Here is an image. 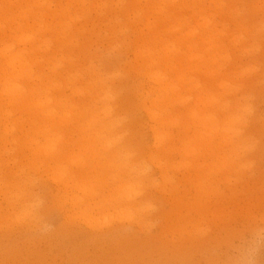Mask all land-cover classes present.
I'll return each instance as SVG.
<instances>
[{"label":"rangeland","instance_id":"obj_1","mask_svg":"<svg viewBox=\"0 0 264 264\" xmlns=\"http://www.w3.org/2000/svg\"><path fill=\"white\" fill-rule=\"evenodd\" d=\"M165 4L155 9L149 0H0V264H240L249 251L255 252L254 264H264V35L259 49L247 47L246 53L220 44L217 53L236 59L240 74L247 72L243 79L226 77V87L211 80L208 92L230 105L217 126L227 120L239 146L228 143L196 160L176 142L186 111L177 106V94L168 95L181 77L168 51L181 38L175 25L182 16H172L175 2ZM245 14L264 19L262 10ZM22 17L38 19L32 28L44 27L41 49L31 56L41 85L24 84L26 93L15 100L5 89L18 82L9 62L28 31H17ZM229 28L242 36L238 27ZM156 73L164 77L161 85ZM240 80L247 94L237 98ZM46 98L61 109L56 119L37 105ZM115 105L123 128L107 137L118 145L95 159L94 130H85L90 110L101 114ZM159 109L157 122L152 115ZM233 115L239 119L232 121ZM71 119L75 131L65 123ZM246 125L254 128L249 138H235L234 130ZM126 164L138 171L135 180ZM117 175L122 183L104 187ZM129 183L145 193L135 207L120 194L117 209L112 200L89 206Z\"/></svg>","mask_w":264,"mask_h":264},{"label":"bare ground","instance_id":"obj_2","mask_svg":"<svg viewBox=\"0 0 264 264\" xmlns=\"http://www.w3.org/2000/svg\"><path fill=\"white\" fill-rule=\"evenodd\" d=\"M149 1L150 6L155 9L165 8L166 6V0ZM170 1L175 2L173 5L174 13L172 16L176 18L178 16H182L180 20L178 19L175 25V30L180 33L181 38L178 40V42L173 44L174 49L172 51H168L171 52V55H173L171 60H173L176 65H180L177 71L181 74V77L178 81V84L176 85L179 87H174L171 89L168 92V95L177 94V106L186 111L184 120L185 124L182 127H179L176 133V142H182L183 144L187 145L188 154L197 160L203 153L204 155H213L216 153V149L218 147H224V145H227L228 143H235V141L228 134L231 130L226 124L227 120H225V125L221 127L217 126V123L222 122L225 119V114L229 113L230 105L220 104L219 102H216L217 99L211 98V96L208 94L210 89L209 86L211 84L210 81L214 79L218 81L219 79L220 81L218 82H220L222 86L226 87L229 85L228 82L224 81L226 77H228V81H231L235 77L242 78V76H245V73L247 72H244V74L242 72V74H240V72H238L236 69V66L238 65L236 59L231 58L230 55L226 57L224 56V53L217 52L218 48H220V44L226 42L235 44L238 46V50L244 53L248 51L247 47H252L253 51L259 49V47H256V45L258 44V39L262 38L264 35V19H250L251 15L245 14V9L250 12L262 10V13L264 14V0H256L254 2L255 5H246L244 2L240 4L239 0ZM213 7L217 8L215 10L217 16L215 17L211 15ZM231 8L233 14H228V11ZM187 10L190 11L186 12ZM163 15H165V13H163ZM171 19L172 18H164L163 21L166 23ZM37 20V18L34 19L30 17H22L17 21V31H28L27 34L21 35L16 41L18 46L22 47L18 48L20 52L19 55L11 59L9 62V67L13 69V73L16 75L18 82L12 88L5 89V91L6 93H13L14 96H17L16 98H13L15 100L23 98L24 94L26 93L27 90L23 89L24 84L28 85V83H32V85L35 86L41 85L37 84L38 74L37 69L35 68L36 59L31 57L33 53H37V51L41 49L39 45L41 41L38 39V37L40 35V29L44 27L41 26L37 29L32 28L34 26L33 24H35ZM192 22L196 23L194 29L191 28ZM24 24L27 25V29H24ZM230 26L238 27L242 36L238 38L235 36V34H232V29L229 28ZM154 29L156 28H153V30ZM170 32L171 29L166 31V34H169ZM183 48H187V53H183ZM13 49L14 47L9 48L7 51H5L3 56L6 58L8 55L7 52L12 51ZM167 58L170 60V56ZM202 73L207 75L208 80L202 81L200 77ZM153 78L157 85H161L162 80L164 79V77H162L159 73L154 74ZM249 83H251V81ZM242 85L243 82L240 80L235 89L236 92L233 93V95L237 98L240 96V94L242 96L247 94V92H241L242 90L240 88ZM36 90L37 89H34L32 96L37 92ZM77 93H79V91ZM108 98H110V96H108L106 99ZM165 101L167 100L163 99L161 101L162 106H164ZM37 105L44 109V115L48 119H56L58 113L61 110L59 107H54L50 98L38 100ZM115 110H117L116 105L115 107L111 106V109L104 110L101 114H97L95 109L90 110L89 115L91 116V121L85 130L89 131L91 128L94 130L90 142L92 143L91 147L95 150V153L93 154V158L95 159L101 158L103 155H111L110 152L114 151L118 145V141L110 143L107 137L109 133L123 128L122 121L117 119V112H115ZM160 112L161 110L159 109L158 112L154 113L152 115V119L157 122L160 121L162 118ZM238 119V115H233L231 118L232 121ZM70 121H72V119L65 121V123H70L69 129L71 131H75L77 129V125L72 124ZM254 122L255 121L251 122V124L253 125ZM250 128L251 125L249 127L246 125L242 129H235L233 132L236 134L235 138H239L242 141L247 140L249 138L248 135L250 134V131L254 129ZM47 129L48 126L46 130ZM129 132L130 130H128V128L122 130V133H126L125 137ZM200 134L203 137H201ZM160 136L161 137H156V139H158L157 142L162 143L164 141V136L162 134ZM201 140L203 141L201 142ZM83 141L84 139L82 138L81 142ZM176 145L177 143L175 146ZM235 145L236 146H234V150L239 146V144L235 143ZM132 156H136V151H132ZM224 159L227 160L228 156L225 155ZM82 164L88 165V163ZM126 166H128V175L132 174V179L135 180L138 171H135V167H132L129 164H126L124 167ZM211 167H219V163H213L211 164ZM120 169L122 170L123 167H120ZM141 173L146 174L144 171ZM148 174L151 175L150 173ZM122 177L123 175H117L114 178H111L109 181H105L104 187H107L110 190V187L116 181L119 183L123 182L121 179ZM97 181H103V179H97ZM118 194H120V198L123 201L131 204L133 203L131 207H135L134 202L139 203L140 199L145 196L143 189L136 190L135 184L129 183L127 185L120 186L118 189H112L110 193L111 198H108L106 195H104V200L100 202H97L100 198H93L89 206L94 207L97 204L104 203L106 205L112 200L116 203L114 208L117 209L119 208L117 205L120 204L117 202Z\"/></svg>","mask_w":264,"mask_h":264},{"label":"clouds","instance_id":"obj_3","mask_svg":"<svg viewBox=\"0 0 264 264\" xmlns=\"http://www.w3.org/2000/svg\"><path fill=\"white\" fill-rule=\"evenodd\" d=\"M259 243L264 244V239H260ZM256 245L253 244V249H255ZM254 251L245 252L243 257L240 260V264H254Z\"/></svg>","mask_w":264,"mask_h":264}]
</instances>
